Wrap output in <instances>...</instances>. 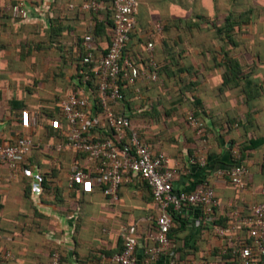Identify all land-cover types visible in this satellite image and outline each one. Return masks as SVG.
Masks as SVG:
<instances>
[{
	"label": "crops",
	"instance_id": "crops-1",
	"mask_svg": "<svg viewBox=\"0 0 264 264\" xmlns=\"http://www.w3.org/2000/svg\"><path fill=\"white\" fill-rule=\"evenodd\" d=\"M17 1L0 0V142L31 132L20 129L21 111L40 118L36 147L17 176L0 162V264H51L55 253L65 264H112L124 229L137 233L138 264H227L224 242L199 225L195 208L174 224L170 254L153 260L143 238L155 229L158 204L138 177L120 188L119 203L99 188L86 195L81 184L69 186L70 165L85 166L86 157L44 146L65 137L66 123L62 129L54 123L61 122L60 102L77 87L90 14L80 9L86 0H47L37 9L25 0L31 19L22 23L6 11ZM111 39L109 26L99 31L100 53ZM126 56H151L160 73L157 82L139 81L127 91L115 111L130 117L156 154H166L177 169L175 189L192 192L210 183L219 202L217 226L226 227L236 211L249 214L264 198V0H139ZM190 111L205 121L204 138L189 126ZM205 145L207 167L191 165ZM240 159L249 170L243 190L219 174ZM239 238L245 241L246 233Z\"/></svg>",
	"mask_w": 264,
	"mask_h": 264
},
{
	"label": "built area",
	"instance_id": "built-area-1",
	"mask_svg": "<svg viewBox=\"0 0 264 264\" xmlns=\"http://www.w3.org/2000/svg\"><path fill=\"white\" fill-rule=\"evenodd\" d=\"M32 1L37 3L36 9L40 5H48L47 0ZM108 1L113 12V39L105 53H100L95 47L94 28L95 17L105 10L106 0H86L80 6L81 11L90 14L87 32L81 43L84 56L77 71V87L60 102L58 114L61 122L54 123L56 129H62L66 123V134L63 141L56 145L47 144L44 149L54 153L69 151L86 157L87 165L79 161L70 165L67 178L70 187L81 184V190L86 195L99 188L112 203H119L122 186L132 183L135 177L146 183L158 204L155 229L143 238L148 245L145 252L153 260L170 254L169 233L173 216L185 217L186 209L195 208L201 212L199 225L213 229L224 242L221 255L231 254L237 264H264V198L251 208L249 214L236 211L226 227L217 226L215 214L219 202L212 185L204 181L192 192L177 191L174 187L177 169L169 166L166 154H156L138 130L133 128L130 117L116 113L115 105L123 103L125 93L135 88L139 81H158L159 64L151 56L142 62L125 55L137 27L139 0ZM6 11L22 23H29L31 19L25 0L8 6ZM156 29L157 32L163 30L161 26ZM147 50L154 51L153 42L147 43ZM39 118L37 112L32 115L27 110L21 111L20 128L31 132L20 134L14 140L5 138L0 142V162L9 166L12 177L17 176L21 163L36 147L34 137ZM187 119L197 135L204 138L205 121L193 111L188 113ZM202 141L206 143L205 139ZM207 155L205 145L190 159V164L207 167ZM219 174L243 190L249 170L237 164L219 171ZM243 231L249 242L239 238ZM122 239L123 250L111 257V263L138 264L136 231L124 229ZM5 257L11 258L10 253H6ZM51 264L65 263L55 253ZM171 264H177V261L173 259Z\"/></svg>",
	"mask_w": 264,
	"mask_h": 264
},
{
	"label": "trees",
	"instance_id": "trees-1",
	"mask_svg": "<svg viewBox=\"0 0 264 264\" xmlns=\"http://www.w3.org/2000/svg\"><path fill=\"white\" fill-rule=\"evenodd\" d=\"M21 1V0H20ZM32 1V0H31ZM17 2H19V1H17ZM112 14H113V12H112V7H111V4H110V2L108 1V0H106V2H105V10L102 12V13H100L98 16H96L95 17V30H94V39H95V47H96V41H97V36H98V34H99V31L100 32H103V29H105L106 28V26H109L110 28H111V30H112V39H113V23H112ZM132 38H133V36H132ZM112 39H111V41H112ZM83 40V39H82ZM110 44H111V42H110ZM97 48V47H96ZM128 48V47H127ZM127 48H126V50H127ZM125 55H126V51H125ZM142 62H144V60H141ZM235 72V71H234ZM160 73V69L158 70V74ZM237 73V72H236ZM131 90V89H130ZM196 111V110H195ZM196 113H197V111H196ZM50 127V126H49ZM51 128V127H50ZM21 129V128H20ZM206 129H207V127L205 128V133H206ZM256 146H258V142H254V143H252V144H250L248 147H246L245 149L244 148H242V150H241V152L243 153V152H245V150H249V149H252V148H255ZM49 152V151H48ZM79 155H82V154H79ZM241 159H243V157L241 158ZM241 159L239 160V161H236V163H235V165H237V164H243L242 163V161H241ZM234 165V166H235ZM182 220H181V218L179 217V216H173V226H172V229L174 228V224H176V222L177 223H180ZM230 222L228 221V224H229ZM215 224L216 225H219V221L217 220V221H215ZM226 226V225H225ZM171 229V231H170V233H169V238H171V232L173 231ZM171 240V239H170ZM123 241V240H122ZM246 242H249L250 240L247 238L246 240H245ZM171 243H172V241H171ZM122 250H123V247H122V249H121V251L120 252H118V253H121L122 252ZM226 261H227V264H237V261L235 260V259H233V256H231V254H228V255H226V256H222Z\"/></svg>",
	"mask_w": 264,
	"mask_h": 264
},
{
	"label": "rangeland",
	"instance_id": "rangeland-1",
	"mask_svg": "<svg viewBox=\"0 0 264 264\" xmlns=\"http://www.w3.org/2000/svg\"><path fill=\"white\" fill-rule=\"evenodd\" d=\"M58 111H59V107H58Z\"/></svg>",
	"mask_w": 264,
	"mask_h": 264
}]
</instances>
